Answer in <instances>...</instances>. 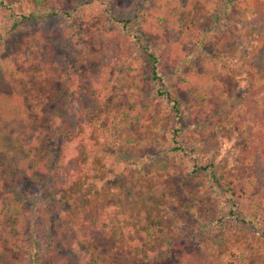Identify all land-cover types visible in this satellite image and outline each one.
I'll return each mask as SVG.
<instances>
[{
  "label": "rangeland",
  "instance_id": "374dc122",
  "mask_svg": "<svg viewBox=\"0 0 264 264\" xmlns=\"http://www.w3.org/2000/svg\"><path fill=\"white\" fill-rule=\"evenodd\" d=\"M77 1L0 0V92H17L22 99L19 100L22 102L20 125L9 134L17 143L26 140L23 156L33 154L35 150L30 145L36 144L39 152L35 151L33 158L39 159L49 149L54 158L67 152L68 169L75 173H80L83 164L95 162L98 165V172L81 175L72 187L53 194L63 202L58 217L63 225L62 241L65 242L61 253L71 264H237V259L243 264H264V238L252 232L231 231L224 247L194 240L185 252L175 249L171 238L173 232L186 230L190 233L202 221L216 222L223 216L211 201L213 190L196 187L186 181L183 174L157 173L152 178H138L133 168L118 164L116 157H107L99 147L101 126L111 127L112 122H119L117 130L123 134L119 151L146 158L166 155L174 148L177 132L182 129L174 103L166 95L167 90L185 80L179 91L181 99L196 105L202 97L197 111L203 117L197 119L196 130L215 143L217 151L210 156V162L220 165L228 177L244 179L252 176L255 168L243 161L246 143L237 127L245 109L239 107L230 111L217 123L208 119L217 103L211 93L215 88L220 86L226 93L240 97L250 92V71L238 64L250 58L258 46L259 34L264 30V0H230V11L219 27L252 31L227 43V47L220 45V37L214 36L206 46V54L193 57L194 73L192 71L188 76L173 74L170 62L162 60L159 66L161 64L163 73L161 70L158 75L162 81H159L151 75V63L139 56L133 65L130 61L124 65L116 82L111 99L118 104L119 111L115 115L109 116L102 110L95 115L87 114L82 122L75 115L76 125L71 132L53 134L48 111L56 104L50 98L43 78L33 74L27 63L34 51L29 50L24 61L19 58L22 45L39 40L41 49L44 36H47L55 40L58 64L69 73H79L87 78L94 70L95 59L103 52L96 36L105 27L100 17L88 15V4L79 6L72 23L68 24L59 12L60 8L72 6ZM184 3L191 7L182 13L180 22L171 20L172 16L154 14L142 16L137 29L148 28L149 40L178 42L183 55L189 57L196 52V45L179 37L181 28L196 22L199 27L208 29L218 0H184ZM114 11L121 12L117 5ZM7 70L15 75L7 77ZM165 70L168 73L164 74ZM15 159H11L12 164ZM0 165V209L7 205L6 194L13 187L18 200L30 204V191H38L37 186L27 179L25 182L18 180L12 166ZM37 166L40 170L44 168L42 161ZM126 185L133 189L139 202L135 208H129L120 200ZM143 221L158 222L162 227L153 245H149L140 233ZM8 222L14 223L0 216V258L3 261L10 259L11 264V260L19 256L23 238L19 232H7ZM3 261L0 260V264Z\"/></svg>",
  "mask_w": 264,
  "mask_h": 264
},
{
  "label": "trees",
  "instance_id": "16d2710c",
  "mask_svg": "<svg viewBox=\"0 0 264 264\" xmlns=\"http://www.w3.org/2000/svg\"><path fill=\"white\" fill-rule=\"evenodd\" d=\"M169 1L79 0L72 6L60 8L59 12L68 24L72 23L78 7L84 4L90 6L88 14L90 17L102 19V26L105 29L98 33L96 38L103 52L95 59L94 70L87 78L79 73H69L65 67L58 64L55 40L44 36L45 41L41 49L38 47L39 40L22 45L20 61L25 60L29 50L34 51L30 55V63L28 61L27 63L33 69V74L43 78L50 98L56 104L48 111L53 134L71 132L76 125L73 121L75 115L80 122L87 114L95 115L102 110L109 116L115 115L119 108L118 104L111 100L113 90L121 77L122 68L128 61L133 65L135 59L143 56L152 65L151 75L159 81H162L158 76L161 70L163 73L161 64L159 66L162 60L170 62L173 74L188 76L192 71L194 73L193 57L199 53L205 55L206 46L214 36L220 37L222 40L220 45L226 46L227 43L252 31H240L237 28L222 30L219 23L229 13L232 3L230 0H218L217 10L208 29L199 27L196 22L194 24L190 22L181 28L179 37L196 45V52L186 57L178 42L160 41L156 38L149 40V36L146 35L148 28L137 29L142 16L154 14L172 16L171 20L180 22L182 13L187 11L191 4L189 6L184 0H172V3ZM180 2L182 6L179 5ZM115 5L121 12L114 11ZM238 65L250 71V92L247 96L240 97L226 93L220 86L215 88L211 93L217 103L213 105L208 120L217 123L228 112L239 107L245 109L237 127L246 143V148L242 152L243 161L255 168V173L250 177L244 179L237 176L228 177L220 165L210 162V158L217 151L215 143L213 140L205 139L196 130L197 119L203 117V114L200 116L199 110L197 111L198 106L202 104V97L200 96V102L196 105L190 101L185 103L179 94L185 80L167 90L166 95L174 103L182 129L177 132L174 148L169 149L166 155L159 154L153 158H146L124 150L119 151L123 138L121 131L117 130L119 122H112L111 127L101 126L99 131L102 137L99 144L102 153L109 158L116 157L118 164L133 168L138 178H152L157 173L183 174L186 181L196 187L213 190L214 197L211 201L214 208L221 210L223 216L216 222L202 221L190 233L186 230L173 232L171 238L174 248L178 251L185 252L186 248L192 246L194 240L224 247L229 233L233 230L240 233H257L264 238V30L259 34V43L253 55ZM188 68L190 70L186 72ZM3 73L4 76L7 73V77L15 75L11 70ZM165 73L168 72L165 70ZM19 100L22 99L17 96V92L12 94L0 92V163H4L6 168L12 166L18 180L21 179L22 182L29 180L37 186L38 191H30V204L27 205L18 200V193L13 187L6 194L7 205L0 209V216L6 217L7 221H14L13 224L8 222L7 232L10 234L19 232V236L23 238L19 256L11 260V264H71L69 258L61 253V247L65 246V242L62 241L63 225L58 217L63 202L57 200L53 194L72 187L81 175L98 172V165L95 162L83 164L80 173H75L68 169L67 152L54 158L53 152L45 149V153L39 159L33 158V154L36 155L35 151L39 152L36 144L30 145L33 151L35 150L33 154L23 156L24 148L27 146L26 140L21 139L20 143H17L13 135L9 134L11 129L20 125L19 121L22 119L20 117L22 102ZM110 101L114 103L110 104ZM12 158H16L14 164L11 162ZM41 161L43 170L37 166ZM120 200L129 208H135L139 204L129 185L124 188ZM139 229L145 241L153 245L160 236L158 230L162 227L158 222L143 221ZM0 260L2 262L3 258ZM3 264H10V259L3 261ZM237 264H243L242 260L237 259Z\"/></svg>",
  "mask_w": 264,
  "mask_h": 264
}]
</instances>
